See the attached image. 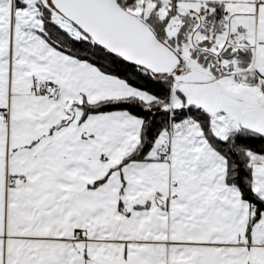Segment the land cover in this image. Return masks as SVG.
I'll list each match as a JSON object with an SVG mask.
<instances>
[{"label":"snow or ice","instance_id":"6c2138e0","mask_svg":"<svg viewBox=\"0 0 264 264\" xmlns=\"http://www.w3.org/2000/svg\"><path fill=\"white\" fill-rule=\"evenodd\" d=\"M0 264H264V0H0Z\"/></svg>","mask_w":264,"mask_h":264}]
</instances>
